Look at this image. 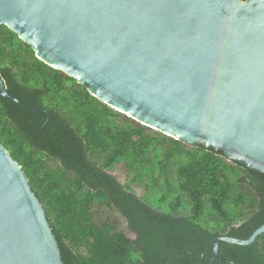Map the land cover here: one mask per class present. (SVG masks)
I'll use <instances>...</instances> for the list:
<instances>
[{
  "label": "water",
  "instance_id": "obj_1",
  "mask_svg": "<svg viewBox=\"0 0 264 264\" xmlns=\"http://www.w3.org/2000/svg\"><path fill=\"white\" fill-rule=\"evenodd\" d=\"M0 26L134 122L264 175V0H0ZM0 95L26 108L1 76ZM262 234L216 238L213 259ZM0 264H64L1 142Z\"/></svg>",
  "mask_w": 264,
  "mask_h": 264
},
{
  "label": "trees",
  "instance_id": "obj_2",
  "mask_svg": "<svg viewBox=\"0 0 264 264\" xmlns=\"http://www.w3.org/2000/svg\"><path fill=\"white\" fill-rule=\"evenodd\" d=\"M0 76L26 107L0 95V142L43 204L64 264H264V234L250 246L221 242L213 259L216 238L246 240L264 225L263 174L120 114L6 26ZM121 163L143 199L109 174ZM94 206L119 212L136 238L95 223Z\"/></svg>",
  "mask_w": 264,
  "mask_h": 264
},
{
  "label": "rangeland",
  "instance_id": "obj_3",
  "mask_svg": "<svg viewBox=\"0 0 264 264\" xmlns=\"http://www.w3.org/2000/svg\"><path fill=\"white\" fill-rule=\"evenodd\" d=\"M116 180H118L123 186H128L130 192L134 193L139 199H143L147 190L144 187L139 186L132 182L133 176L129 174L125 164L121 163L116 168L109 172ZM95 223L101 224L103 222L110 221L115 223L117 231L125 234L131 239H135V234L130 230L127 220L115 210H107L105 208L93 207Z\"/></svg>",
  "mask_w": 264,
  "mask_h": 264
}]
</instances>
